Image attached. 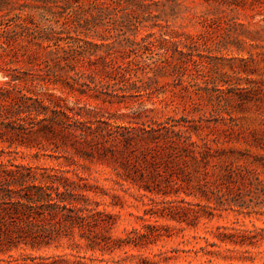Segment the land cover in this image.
I'll use <instances>...</instances> for the list:
<instances>
[{
    "label": "trees",
    "instance_id": "trees-1",
    "mask_svg": "<svg viewBox=\"0 0 264 264\" xmlns=\"http://www.w3.org/2000/svg\"><path fill=\"white\" fill-rule=\"evenodd\" d=\"M202 2L230 12L253 10L260 4L257 0ZM181 6L184 0H0V155L26 151L32 159L62 158L60 165L67 167L75 164V157L112 163L122 170L113 180L119 187L131 184L160 197L158 201L149 198L148 208L139 218L141 229H132L124 238H111L108 232L116 217L98 210L99 204L92 199L106 195L105 189L62 167L29 166L7 159L0 162V220L13 222L14 227L0 226V244L16 240L33 245L41 243L45 235L72 237L77 230L92 248L99 246L111 253L124 247L146 248L168 237L169 227L157 222L161 219L195 227L201 218L211 220L219 215L214 211L264 214V180L254 170L228 169L220 184L203 182L198 189L205 205L178 198L180 193L196 196L185 190L187 179L179 162L190 159L207 165L220 150L218 138L199 136L205 128L200 122L169 118L147 125L140 113L105 110L107 106L128 108V102L149 91L157 77L170 73L180 80L182 69L194 73L183 89L196 87L197 94L208 97L216 112L227 103L228 94L238 89L222 80L224 77L206 79L216 74L212 56L198 54L187 62L180 59L191 56L182 49L202 45L200 40L204 43L207 35V31L191 37L164 30L167 20L161 25L162 16H174ZM223 24L224 37L231 38L226 43H239L240 34L235 31L244 25L233 19H225ZM139 28L151 31L137 40ZM259 31L255 29V33ZM249 61L254 62L252 56ZM64 91L87 102L70 103L62 95ZM249 92L242 90L236 96L239 101H250ZM232 127L235 124L228 130L231 133ZM235 134L244 139L241 132ZM150 219L154 221L150 223ZM48 224L56 226L49 229ZM227 230L217 227V243L208 246L223 245L224 252L248 253L246 249L255 245V236Z\"/></svg>",
    "mask_w": 264,
    "mask_h": 264
},
{
    "label": "rangeland",
    "instance_id": "rangeland-1",
    "mask_svg": "<svg viewBox=\"0 0 264 264\" xmlns=\"http://www.w3.org/2000/svg\"><path fill=\"white\" fill-rule=\"evenodd\" d=\"M252 1L254 0H247V2ZM257 1L260 4L255 5L253 10L240 9L230 12L225 7L214 3L184 0V6H181L174 16L167 18L162 16L159 21L161 25H165L164 20H167V28L164 30L191 37H198L207 31V35L204 34V43H201L203 38L200 40L202 45L190 51L181 48L184 52H190L191 56H180V59L187 62L190 58L197 59L198 54L212 56L213 62L216 63V74L211 73V77L208 76L206 79L224 77L225 79L222 80L238 88L228 94L227 103L222 104L220 112L214 110V104L208 97L197 94L196 87L183 89L189 76H194L192 71L183 69L180 80L170 73H163L157 77L156 82L149 84V91L128 102V108L124 106L105 108L107 112L115 114L140 113L147 125L149 122H164L169 118L171 120L184 119L190 124L200 122L205 127L198 132L200 137L208 134V137L218 138L217 148L220 150L209 164L204 165L200 161L190 159L179 162V169L187 179L185 190L196 194L195 197L179 194L178 198H184L188 202L205 205L206 201L199 195V186L205 181L208 185L220 184L228 169L254 170L264 180V166L262 165L264 164V85H262L264 81V30H260V27H264V21H262L264 0ZM225 19H233L236 23L244 25L242 30L237 28L235 31L240 34L237 37L239 43L232 45L226 43L231 38L224 37L223 22ZM208 26L211 28H206ZM255 29L260 31L255 33ZM150 31L148 28H139L136 39L138 40ZM152 31L158 33V29ZM249 56L254 59L253 63L249 61ZM243 69H251L254 73H244L241 71ZM2 79L0 74V81H3ZM242 90L250 91L247 94L250 101L238 100L236 95ZM56 93L59 91L57 90ZM62 95L70 103L76 100L82 103L87 102L86 98L76 97L66 91L62 92ZM224 112H228L232 119H229L228 114ZM221 118H225V121L221 122ZM116 124L125 125L126 123L116 121ZM233 124L236 127H232L233 132L231 133L228 130ZM238 132L242 133L244 139L235 134ZM225 134L233 135L226 136ZM193 139L197 138L193 136ZM24 153L23 155H0V162L14 158L15 163L29 166L62 167L75 171L79 176L87 179L90 184L105 189L106 195L91 196L99 204L98 210H105L116 217V223L108 232L111 238H124L132 229H141L142 221L139 218L148 208L149 198L160 200L159 196L139 190L135 185L124 183L122 187H119L115 184L113 180H117V174L122 170L112 163L108 164L98 160L89 162L75 157V164L67 167L60 165L64 161L62 158L54 160L41 156L39 159H32L27 155L28 152L24 151ZM50 153L49 150L45 152L47 155ZM67 154L64 152V155ZM67 176L74 178L72 173H68ZM214 213L219 215L211 220L201 218L195 227L174 221L158 220L159 225L169 227L168 237L141 249L124 247L111 253L105 252L99 246L92 248L87 240L80 237L77 230L73 231L72 237L63 233L57 238L45 235L41 243L33 245H25L12 240L10 242L14 244H0V264H115L114 262L118 264H264V214L248 216L231 210L214 211ZM153 221L150 219L149 222ZM0 222L1 227L4 225L14 227L13 222H3V220ZM55 226L48 224L47 227L50 229ZM217 227H225L228 229L227 232L236 229L255 236V245L246 249L248 253L224 252L223 249L226 247L223 245L220 248L208 246L213 242L217 243L214 238ZM236 249L241 252L245 250L238 247ZM205 251L217 253L207 255ZM129 255L137 257L129 258ZM138 255L144 259H139Z\"/></svg>",
    "mask_w": 264,
    "mask_h": 264
}]
</instances>
